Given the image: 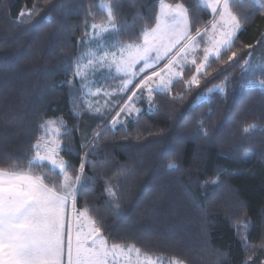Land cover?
I'll return each instance as SVG.
<instances>
[{
	"label": "trees",
	"instance_id": "1",
	"mask_svg": "<svg viewBox=\"0 0 264 264\" xmlns=\"http://www.w3.org/2000/svg\"><path fill=\"white\" fill-rule=\"evenodd\" d=\"M101 1L117 17L111 40L134 38L159 10V0H0V165L26 164L39 125L63 120L70 174L85 164L78 207L110 240L184 264H264V0H230L241 21L231 50L199 74L187 66L171 91L154 92L115 127L116 108L72 104V68L89 25L106 16ZM167 2L189 9L193 34L212 19L199 0ZM193 75L198 85L188 83Z\"/></svg>",
	"mask_w": 264,
	"mask_h": 264
},
{
	"label": "snow or ice",
	"instance_id": "2",
	"mask_svg": "<svg viewBox=\"0 0 264 264\" xmlns=\"http://www.w3.org/2000/svg\"><path fill=\"white\" fill-rule=\"evenodd\" d=\"M199 3L210 12L212 19L208 26L196 28L194 34L189 9L183 3L159 0L154 23L144 26L128 41L108 39L120 29L113 7L101 3L99 7L106 16L100 23L93 22L89 26L90 34L85 32L86 39L81 42L85 50L72 68L74 78L87 89V110L101 111L100 106L94 107L93 102L87 100L88 96H98L101 92L108 97L115 94L99 87L93 91L86 84L89 76L94 84L97 73L114 70L117 77H123L116 90L122 93L139 73H145L134 85L136 91H132L128 102L112 118L111 124L115 127L121 113L131 115L139 111L133 102L139 89H145L151 100L156 91H171L173 78L183 75L185 63L195 65L199 74L210 57L219 58L222 50L230 51L241 28L230 0H199ZM252 3L261 4V0H252ZM33 14L32 11L27 13L29 18ZM20 17V22H25V12L22 11ZM201 41L204 55L197 63L195 54L201 48ZM236 55L232 52L229 59ZM161 62L162 66L158 67ZM137 65H140L138 72L134 71ZM149 69H152L150 73ZM188 83L198 85L197 75ZM258 87L264 90V81ZM107 105L106 101L103 107ZM64 127L63 120L43 121L26 164L0 165V264H184L175 256L166 259L163 254L144 252L135 243L110 240L97 218L91 215L90 208L78 207V197L85 187V164L79 165L77 174H70L72 166L61 155L67 151L62 146ZM256 129L257 125L251 123L243 131L247 134ZM101 135V132L96 133L97 137ZM167 167L175 169L177 164L169 161ZM107 191L115 196L111 188ZM244 227L247 231L248 225Z\"/></svg>",
	"mask_w": 264,
	"mask_h": 264
},
{
	"label": "rangeland",
	"instance_id": "3",
	"mask_svg": "<svg viewBox=\"0 0 264 264\" xmlns=\"http://www.w3.org/2000/svg\"><path fill=\"white\" fill-rule=\"evenodd\" d=\"M101 3H105V2L101 1L99 3V5ZM87 32H89V34L91 33L90 27H88ZM108 39L111 40L110 37H108ZM203 46H204L203 41H201V48L195 54L196 58H197V62L201 61L202 57L204 55ZM162 64H163V62H161V65H158V67L162 66ZM189 65H191L190 62L185 63L183 65L182 71L184 70V68H186ZM139 67H140V65H137V67H136V69H134V71L138 72ZM147 71H148V73H150L152 71V69H149ZM143 75H145V73H139L138 76L133 79V84L129 85V89L126 90L125 92H122V93L119 91H116V90L120 87L121 80L123 79V77L122 76L117 77L114 70L111 73H109L107 70H105L104 72H101V73H97L95 78H94L95 79L94 84H93V78L91 76H89L88 80L86 81V84L88 85V87H91L93 89V91L95 90L96 87H99V88L103 89L104 91L115 92V94L111 97H108V96H104L103 92H101V94L98 96H88L87 100L93 102L94 107L95 106L101 107L100 113H97V114H101V113L108 111V110L110 111V108H116L115 111L118 112L119 108L122 107L123 104L128 102V97L131 96L132 91H136V89L134 88V85L138 82V80ZM178 77H180V76L174 77L173 82ZM153 87H155V86H153ZM85 91H87V89L83 85H81V83L76 78V85H75V89L73 90V100H72L73 106L74 105H76V106L85 105V108H87L86 104H85V101H86ZM152 97H153V94H152ZM152 97H151V100H149L148 92L145 89H139L137 91V96L135 98H133V102L135 104V107L138 108L139 111L138 112L134 111L131 113V115H128L127 113H121L118 123L124 122L127 119L136 116L141 110L142 101H146V103L149 104L152 102ZM106 101L108 102V105H107V107H103V105H105ZM96 102H98V103H96ZM116 112H115V114H116ZM93 113H96V112H93ZM115 114L113 115V117L115 116ZM111 120H110V123H111ZM239 227H241V226H237V228H239ZM244 230H245L244 227H242V231L239 234L241 240H245V231Z\"/></svg>",
	"mask_w": 264,
	"mask_h": 264
}]
</instances>
